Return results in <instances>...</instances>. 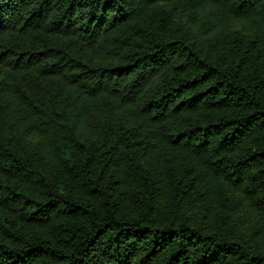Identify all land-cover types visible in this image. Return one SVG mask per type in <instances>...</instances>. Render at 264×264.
<instances>
[{"label": "trees", "instance_id": "1", "mask_svg": "<svg viewBox=\"0 0 264 264\" xmlns=\"http://www.w3.org/2000/svg\"><path fill=\"white\" fill-rule=\"evenodd\" d=\"M0 264H264V0H0Z\"/></svg>", "mask_w": 264, "mask_h": 264}]
</instances>
